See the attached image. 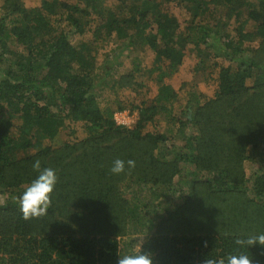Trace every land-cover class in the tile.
<instances>
[{"label":"trees","instance_id":"obj_1","mask_svg":"<svg viewBox=\"0 0 264 264\" xmlns=\"http://www.w3.org/2000/svg\"><path fill=\"white\" fill-rule=\"evenodd\" d=\"M172 3L190 15L183 27ZM109 42L118 68L136 50L151 54V67L132 58L112 71L109 53L96 63ZM190 54L198 70H218L214 93L191 86L175 115L178 95L166 81ZM138 89L134 122L117 124L126 107L102 95ZM160 119L167 132L147 130ZM76 127L82 138H60ZM116 159L135 167L113 174ZM37 160L57 183L47 214L26 220L18 198L39 174ZM259 234L264 0H1L0 264H118L139 251L153 264H227L232 254L264 264V245L234 243Z\"/></svg>","mask_w":264,"mask_h":264},{"label":"rangeland","instance_id":"obj_2","mask_svg":"<svg viewBox=\"0 0 264 264\" xmlns=\"http://www.w3.org/2000/svg\"><path fill=\"white\" fill-rule=\"evenodd\" d=\"M23 1L26 5H34L37 3V0H23ZM106 3L110 7V6L116 4V0H106ZM0 4H1V0H0ZM167 11H169L173 16H175L178 19V21L182 25V27L190 19L189 13H186L182 8L175 5L174 3L167 5ZM89 38H90L89 34H86L84 36H76V37L72 38V43L76 44L78 42H88ZM115 49L116 48H115L113 42L112 43L109 42L106 44L104 43V45H102L101 48L98 49V52L96 55V60H97L96 63H98V64L102 63L106 59L107 54L109 53L111 56L109 57L110 59L108 62L109 63L111 62L112 66L115 67L114 69L112 67L111 70L112 71L116 70V68H118V66H117L118 62L111 61L112 57L114 55H116V54H114ZM132 58H134V60L137 59L139 61V63L142 64V66H141L142 69L151 67V62H152L151 61V59H152L151 54L149 52H146V51L143 52L141 50H136L130 54V57H127L126 55L122 56V58L120 59L122 66H120L118 68L119 73H121L122 70L126 71L127 69L131 68ZM211 63H221V61L216 59V60L212 61ZM196 64H197V59L193 58V56L190 54V56L186 57L184 63L182 64L180 70L178 71V73H176L175 75H173L171 78H169L166 81V83L171 85V87L175 90V92L178 95V101L175 102V104H174V113H176L175 115L181 114V108L185 104V100H186V91H188L191 88V86H193L192 87L193 89L202 93L207 98L212 97V95L214 93V80H215L214 78L216 77V73L218 70L213 71L212 74H208L207 69L206 70H198L196 68ZM122 67L124 69H122ZM212 68H215V67H212ZM112 74H113V72H112ZM141 80L146 81L147 76H144L143 78H141ZM145 84L147 87V88H145V91H147L145 98L146 99H152L157 92L156 85L151 83L150 81L148 83H145ZM141 93H142V91L140 89H138L135 92L130 91V90H124V91H120L117 93L116 100L114 98L115 95L114 94L111 95V93L103 94L102 97H103V99H110L109 105L113 106V108H115L117 106V103H115L114 101L117 102L120 99V103H122L123 106L126 108L123 112L124 114L121 113V114H123L122 118H119L118 121L130 123L129 125H131L134 122L135 114L129 115L128 111H129V109L133 103L139 102L142 95H144ZM109 95H111V96H109ZM116 115H118V112H116L114 114V116H116ZM76 129H77V127H76ZM155 129L158 130V132L160 131L161 133L167 132L168 125L166 123V120L160 119L159 121H157V125H155V128L153 126L147 127L148 131H155ZM68 133H70L69 130H68V132L64 131L60 135V138L64 141H72L76 138L77 139L82 138L81 130L79 131L77 129V133L74 136H71ZM250 169L251 168H250V165L248 163L246 165V173L250 174L249 173Z\"/></svg>","mask_w":264,"mask_h":264},{"label":"clouds","instance_id":"obj_3","mask_svg":"<svg viewBox=\"0 0 264 264\" xmlns=\"http://www.w3.org/2000/svg\"><path fill=\"white\" fill-rule=\"evenodd\" d=\"M125 163L129 168L135 167V161L127 162L116 159L113 161L111 172L120 174L125 170ZM34 169L40 170L39 160L33 164ZM57 183L55 170L52 168H44L39 171L37 177L32 180L19 196L20 211L24 219L38 218L44 216L48 212L51 204V194ZM234 243L239 247H251L253 245H264V234L248 236L246 238H237ZM118 264H153L152 258L147 253H139L133 255H124L119 257ZM204 264H216L214 259L204 260ZM227 264H252V261L246 254H232L227 259Z\"/></svg>","mask_w":264,"mask_h":264},{"label":"built area","instance_id":"obj_4","mask_svg":"<svg viewBox=\"0 0 264 264\" xmlns=\"http://www.w3.org/2000/svg\"><path fill=\"white\" fill-rule=\"evenodd\" d=\"M123 113V112H122ZM124 114V113H123ZM121 113H118V115L114 116V120L117 124H121V125H126L128 126L130 123H125V122H119V118H122V115Z\"/></svg>","mask_w":264,"mask_h":264}]
</instances>
